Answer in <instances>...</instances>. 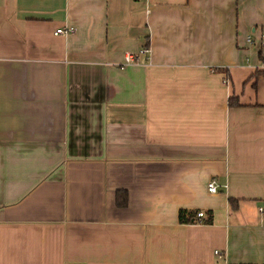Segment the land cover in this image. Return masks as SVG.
<instances>
[{
	"label": "crops",
	"instance_id": "0c3cea01",
	"mask_svg": "<svg viewBox=\"0 0 264 264\" xmlns=\"http://www.w3.org/2000/svg\"><path fill=\"white\" fill-rule=\"evenodd\" d=\"M263 22L264 0H0V264H264Z\"/></svg>",
	"mask_w": 264,
	"mask_h": 264
},
{
	"label": "built area",
	"instance_id": "2783aa9c",
	"mask_svg": "<svg viewBox=\"0 0 264 264\" xmlns=\"http://www.w3.org/2000/svg\"><path fill=\"white\" fill-rule=\"evenodd\" d=\"M64 32H69V33H70V32H72V29H71V28H68V29H66V30H63V29H56V30H55V33H64ZM263 37H264V35L261 33V34L259 35V39H261V38H263ZM246 41H247V42H250L249 37L246 38ZM139 52H140V53L147 54V53H148V48H147V47H143V48L140 49ZM124 61H125V63H130V62H132V56H131L130 54H127V55L125 56ZM206 188H207V191L210 192V193H213V192L216 191V185L214 184L213 179H210V180L207 182V184H206ZM201 215H202L201 212H196V213H195V216H196L197 218H200ZM214 254L217 255L218 257L221 255L218 251H214Z\"/></svg>",
	"mask_w": 264,
	"mask_h": 264
},
{
	"label": "rangeland",
	"instance_id": "374dc122",
	"mask_svg": "<svg viewBox=\"0 0 264 264\" xmlns=\"http://www.w3.org/2000/svg\"><path fill=\"white\" fill-rule=\"evenodd\" d=\"M262 32L263 33V35H264V27H262V26H260V25H257V29H256V33L257 32ZM253 36V35H252ZM262 46H261V48H260V51H261V54L263 55V57H264V38L262 39Z\"/></svg>",
	"mask_w": 264,
	"mask_h": 264
},
{
	"label": "trees",
	"instance_id": "16d2710c",
	"mask_svg": "<svg viewBox=\"0 0 264 264\" xmlns=\"http://www.w3.org/2000/svg\"><path fill=\"white\" fill-rule=\"evenodd\" d=\"M262 27H264V22H263V25ZM259 56H260V52H259ZM263 60L264 58L261 57ZM120 203V202H119ZM187 214H185L183 211H179V214H178V217H179V220H188L189 217L186 216Z\"/></svg>",
	"mask_w": 264,
	"mask_h": 264
}]
</instances>
